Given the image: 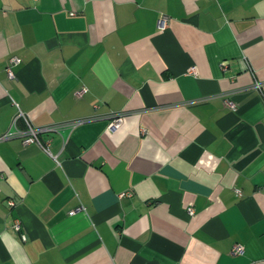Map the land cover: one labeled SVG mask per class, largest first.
Wrapping results in <instances>:
<instances>
[{
  "label": "crops",
  "instance_id": "1",
  "mask_svg": "<svg viewBox=\"0 0 264 264\" xmlns=\"http://www.w3.org/2000/svg\"><path fill=\"white\" fill-rule=\"evenodd\" d=\"M18 110L57 128L0 140V264H264V0H0Z\"/></svg>",
  "mask_w": 264,
  "mask_h": 264
},
{
  "label": "built area",
  "instance_id": "2",
  "mask_svg": "<svg viewBox=\"0 0 264 264\" xmlns=\"http://www.w3.org/2000/svg\"><path fill=\"white\" fill-rule=\"evenodd\" d=\"M168 17L161 14L159 19H158V22H157V27L160 31H164L167 26H168ZM10 63L12 65H16L18 63V59L13 57L11 58L10 60ZM7 75L10 77V78H13V75H12V72H11V69L10 68H7ZM254 89L255 90H258L260 91L261 88H262V85L258 82H255L254 85H253ZM86 88L82 87L77 93V97H81L85 92H86ZM231 105V104H229ZM122 115L121 114H114L111 116V120H110V123L107 127V131L108 132H114L115 130H118L121 126V123H122ZM18 118H21L23 119L24 123H25V126H26V129L23 130V131H19V130H14L13 133H5L3 134L2 136H0V140H8V139H11V138H17L20 140L21 144L22 145H36L38 146L46 155L50 156L51 157V152H50V142L49 141H46V142H43L41 139H40V134L43 132V131H55L57 127L55 126H52V127H47V128H43V129H37L35 127H33L31 125V123L29 122V120L18 110V113H17V116H16V119ZM78 124V123H76ZM263 190H264V187H263ZM235 191V194L236 195H240V192L239 190H234ZM126 194H123L122 196H124ZM127 196H130V194H127ZM8 205L9 207H13L14 206V202L13 201H8ZM82 211V208L79 207L75 210H73L72 212H70V215H73V214H76L77 212H81ZM186 213L188 216H193L194 214V211L192 208H188L186 210ZM14 231L17 232V233H20V225L19 223H16L15 226H14ZM21 239L22 240H25V236L22 234L21 235ZM244 253V250L242 248V246L238 245V244H235L232 246L231 250H230V254L232 255H242Z\"/></svg>",
  "mask_w": 264,
  "mask_h": 264
}]
</instances>
